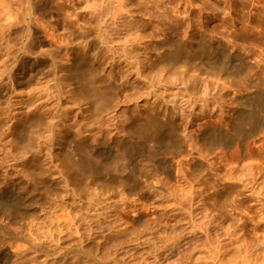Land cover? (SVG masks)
<instances>
[{
    "label": "rangeland",
    "instance_id": "rangeland-1",
    "mask_svg": "<svg viewBox=\"0 0 264 264\" xmlns=\"http://www.w3.org/2000/svg\"><path fill=\"white\" fill-rule=\"evenodd\" d=\"M0 264H264V0H0Z\"/></svg>",
    "mask_w": 264,
    "mask_h": 264
},
{
    "label": "bare ground",
    "instance_id": "bare-ground-1",
    "mask_svg": "<svg viewBox=\"0 0 264 264\" xmlns=\"http://www.w3.org/2000/svg\"><path fill=\"white\" fill-rule=\"evenodd\" d=\"M107 91H108V90H107ZM109 91H110V90H109ZM103 93H104V92H103ZM107 93H108V92H107ZM107 93H106V94H107ZM101 95H102V93L100 94V97H101ZM103 95H104V94H103ZM106 96H107V95H106ZM106 96H105V97H106ZM103 99H104V98H103ZM103 99H102V100H103ZM100 105H102V104H100ZM32 115H33V114H32ZM134 148H135V147H134ZM135 150H136V149H135ZM126 151H127V150H126ZM122 152H123V151H122ZM128 153H130V152H128ZM122 154H123V153H122ZM122 154H121V155H122ZM82 164H83V163H82ZM85 165H86V164H85ZM86 167H87V166H86ZM77 168H79V167H77ZM94 168H95V167H94ZM70 169H71V167H70ZM88 169H89V168H88ZM70 171H71V170H70ZM80 171H81V170H80ZM89 171H91V168L89 169ZM72 172H74L75 174H78V170L75 168V166H74V168H72ZM89 173H90V172H89ZM109 209H110V208H109ZM110 210H111V209H110ZM107 211H108V210H107ZM108 215H109V214H107V213L105 212V216H106L107 218H108ZM3 254H4V253H3ZM5 256H7V255H5Z\"/></svg>",
    "mask_w": 264,
    "mask_h": 264
}]
</instances>
